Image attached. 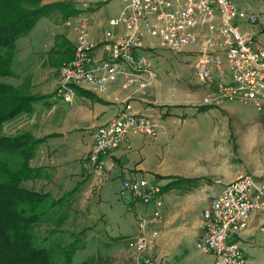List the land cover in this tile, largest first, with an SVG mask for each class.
Returning <instances> with one entry per match:
<instances>
[{
	"label": "crops",
	"instance_id": "1",
	"mask_svg": "<svg viewBox=\"0 0 264 264\" xmlns=\"http://www.w3.org/2000/svg\"><path fill=\"white\" fill-rule=\"evenodd\" d=\"M234 1L239 8L258 14L264 22V2ZM53 2H69L76 13L66 15L68 8H65L40 17L27 33L17 38L12 62V84L27 85L31 93L44 96L31 110L12 119L24 121L16 132L29 131L41 139L29 160V165L41 174L25 181V185L54 197L74 189L73 201L83 205L93 197L98 202L107 196L116 201L121 219L132 220V230L128 235L108 233L104 242L107 253L117 259L115 264H129L131 238L141 232L139 220L150 216L156 207L152 203L136 202L130 191L122 189V181L146 178L160 186L163 199L160 221L143 228L153 240L146 254L160 264H211L213 256L196 247L203 232L200 213L225 183L243 174L242 168L228 170L225 134H221L224 130H220V125L216 129L214 123L221 121V110L229 103L222 101L217 106L199 108L208 106L204 100L209 89L200 84L203 82L169 83L165 75H159L144 93L133 97L122 90L123 78L119 77L100 91L88 85L75 86L72 101L62 102L56 92L58 67L72 57L76 43V33L64 21L77 14L89 19L88 34L97 41L92 56L100 59L107 55L102 45L104 33L111 31L117 36L123 32V26L108 24L110 18L118 16L123 3L121 0H42L44 4ZM239 27L256 36L261 30V26L246 22ZM153 43L152 38H146L144 47H152ZM144 47L138 52L147 54ZM127 102L134 111L157 116L162 132L154 137L128 134L110 155L103 156V172L93 175L82 165L93 134ZM248 171L261 177L252 168ZM176 178L197 181L172 185ZM234 239L244 250L247 264H264V214H253Z\"/></svg>",
	"mask_w": 264,
	"mask_h": 264
},
{
	"label": "built area",
	"instance_id": "2",
	"mask_svg": "<svg viewBox=\"0 0 264 264\" xmlns=\"http://www.w3.org/2000/svg\"><path fill=\"white\" fill-rule=\"evenodd\" d=\"M123 7L110 26H123L117 36L104 34L103 49L107 55L94 59L92 51L97 41L87 35L89 19L82 14L67 18L64 23L77 32L74 53L58 67L57 96L70 103L75 86L88 85L104 89L110 82L123 78L127 91L143 92L156 73L147 54L138 49L146 38H153L161 46L181 51L188 44L199 41L193 57L195 77L199 82H216L218 99L234 100L264 108V26L259 36L240 29L234 23L242 20L255 26L259 17L240 9L234 0H121ZM204 26L206 33L194 31ZM139 93L137 95H139ZM132 94V93H130ZM161 126L155 115L134 111L130 103L93 134L83 167L93 175L104 169L103 156H108L129 133L149 136L158 134ZM122 189L131 192L136 202L154 204L147 218H140L141 232L131 238L129 264H160L146 255L151 237L143 228L161 219L162 192L158 184L143 177L122 181ZM255 213L264 214V178L240 174L225 183L220 192L200 213L203 232L196 242L197 249L211 254V264H247L244 250L234 237L243 230Z\"/></svg>",
	"mask_w": 264,
	"mask_h": 264
},
{
	"label": "trees",
	"instance_id": "3",
	"mask_svg": "<svg viewBox=\"0 0 264 264\" xmlns=\"http://www.w3.org/2000/svg\"><path fill=\"white\" fill-rule=\"evenodd\" d=\"M69 2L42 0H0V77L13 75L12 62L19 36L42 17L68 8ZM26 87L17 88L0 80V264H91L74 263L72 255L83 245L86 228L74 236L64 229L76 190L59 197L24 185L41 173L29 165L41 139L30 132L8 135L2 125L32 109L44 96ZM197 179L179 178L175 183L191 184ZM69 230V231H68ZM82 244V245H81Z\"/></svg>",
	"mask_w": 264,
	"mask_h": 264
},
{
	"label": "rangeland",
	"instance_id": "4",
	"mask_svg": "<svg viewBox=\"0 0 264 264\" xmlns=\"http://www.w3.org/2000/svg\"><path fill=\"white\" fill-rule=\"evenodd\" d=\"M260 2L262 4L264 0H261ZM242 10L248 12L247 9L246 10L242 9ZM258 17L259 20L256 25L261 27L264 26V22L262 18L259 15ZM71 20H73V17H71ZM233 22L239 24V26L242 22L244 23V21L238 19H235ZM88 27L89 24L87 25V35L92 40L93 38H91L88 34ZM71 29L76 33V39H77L76 30L73 29L72 27ZM194 31H196L197 34L202 35L206 33L207 30L205 29L204 26H199ZM153 41L154 43L152 44V47H147L146 45V47L144 48L148 51L147 55L151 58V64L153 65L154 71L156 73L154 79L158 78L159 75L160 76L165 75L168 78L169 83H174L175 81H179L180 83L188 82L192 85H195L197 79L195 77L192 57L195 55L196 52H198V49L200 47L199 41L197 40L188 44L181 51H172L171 49L165 46L159 45L156 39H153ZM10 76L12 75L0 77V80L17 88L26 87L23 84L20 86L13 85ZM154 79L151 80V82L146 86V88L150 84H152ZM200 84L206 85L209 91L206 96L204 95L205 96L204 102L205 104H208V106H200L199 108H208L211 106H217V104H219L222 101H225L224 103H229L228 107L221 110L222 111V113L220 114L221 121L220 122L218 120L214 121L216 129H218V125H220L221 126L220 130L221 131L224 130V132L221 131L220 132L221 134H225L224 137V146L226 147L225 164H227L228 170H234V169L238 170L242 168L243 174L244 173L251 174L248 170L249 168H252L256 170L262 178H264V108L258 110L250 104H244L234 100L218 99L216 96V87L214 83L211 84L200 83ZM90 88L96 91L101 90L97 87H90ZM121 88L130 97L136 96L139 93V92L127 91L123 87V85H121ZM146 88L141 93H144ZM23 122L24 121L18 119L17 120L11 119L2 125V132L8 135H16L19 133L16 131L19 130L18 128H20V126L23 125ZM223 122H224V126H222ZM161 132L162 129L160 128L158 133L160 134ZM127 136L128 135L122 138L118 146L127 139ZM145 136L154 137L155 135L154 136L145 135ZM117 147H115L112 150V152ZM25 186L33 189L32 186H28L27 184ZM101 198L102 200L98 202L97 197L95 198L93 197L92 199H90L87 205H83L82 203H79L77 199H76L77 201L75 202L73 201L74 203L72 202L73 210H71L69 213V218L66 224L63 226L64 229L68 228L70 232L72 231V233L75 236L77 235V232L83 227L84 228L89 227L85 230L83 245L81 244L82 246L76 249L72 255V261L74 263L89 259L91 261V264H115L114 261H116L117 259H115V257H113L112 255L110 256L109 253H107V245L104 242L106 241L105 238L107 234L108 233L111 234V232L112 234L115 232H121L124 233L123 235H128L132 230V220L129 217H127V220L125 221L121 219L119 204L118 203L114 204L116 201L112 202L111 201L112 199L109 198L108 196ZM152 243L153 240H151V244ZM130 247L131 245H129L128 248L129 254L133 252ZM108 255L110 256L112 261L110 260L109 257H107ZM132 259L133 257H129L128 263H130Z\"/></svg>",
	"mask_w": 264,
	"mask_h": 264
}]
</instances>
